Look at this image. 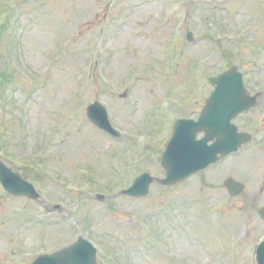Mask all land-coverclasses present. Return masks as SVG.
I'll list each match as a JSON object with an SVG mask.
<instances>
[{
  "label": "rangeland",
  "instance_id": "374dc122",
  "mask_svg": "<svg viewBox=\"0 0 264 264\" xmlns=\"http://www.w3.org/2000/svg\"><path fill=\"white\" fill-rule=\"evenodd\" d=\"M233 65L251 94L264 89V0H0V156L42 195L0 185V264H30L80 234L99 264H256L264 96L239 118L257 138L242 152L145 198H93L142 172L163 177L174 121L196 119L209 77ZM96 99L120 140L88 122ZM228 177L246 184L241 195Z\"/></svg>",
  "mask_w": 264,
  "mask_h": 264
},
{
  "label": "water",
  "instance_id": "95a60500",
  "mask_svg": "<svg viewBox=\"0 0 264 264\" xmlns=\"http://www.w3.org/2000/svg\"><path fill=\"white\" fill-rule=\"evenodd\" d=\"M210 82L215 89L198 120L181 119L175 123L172 139L161 161L166 177L158 179L148 174L142 175L132 187L123 191L124 194L145 196L153 181L165 186L175 185L250 140L249 134L239 133L237 126L231 123L239 113L256 106V97L247 94L238 67L212 78ZM88 115L97 127L115 137L119 136L110 127L105 110L99 102L88 107ZM200 133H204V136L197 140ZM0 182L14 196H28L32 200L38 198L33 186L1 161ZM225 185L232 195L241 193L244 187L233 179H228ZM260 215L264 219V208L260 210ZM257 257L259 264H264V242L258 248ZM32 264H97L96 250L90 242L79 237L73 245L54 254L41 255Z\"/></svg>",
  "mask_w": 264,
  "mask_h": 264
}]
</instances>
